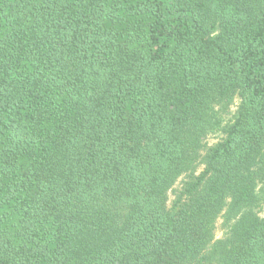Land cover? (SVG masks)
Segmentation results:
<instances>
[{
    "label": "trees",
    "instance_id": "trees-1",
    "mask_svg": "<svg viewBox=\"0 0 264 264\" xmlns=\"http://www.w3.org/2000/svg\"><path fill=\"white\" fill-rule=\"evenodd\" d=\"M0 264H264V0H0Z\"/></svg>",
    "mask_w": 264,
    "mask_h": 264
},
{
    "label": "rangeland",
    "instance_id": "rangeland-1",
    "mask_svg": "<svg viewBox=\"0 0 264 264\" xmlns=\"http://www.w3.org/2000/svg\"><path fill=\"white\" fill-rule=\"evenodd\" d=\"M222 234V231L221 230H218V235H221Z\"/></svg>",
    "mask_w": 264,
    "mask_h": 264
}]
</instances>
